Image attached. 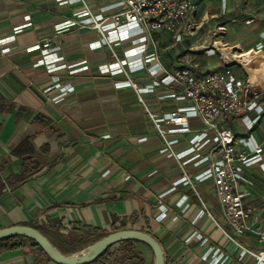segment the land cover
<instances>
[{"label": "crops", "instance_id": "0c3cea01", "mask_svg": "<svg viewBox=\"0 0 264 264\" xmlns=\"http://www.w3.org/2000/svg\"><path fill=\"white\" fill-rule=\"evenodd\" d=\"M60 1L0 0V39L15 37L14 50L7 56L0 54V100L12 107L11 112H0V229L14 225L36 227L51 239L56 233L66 235L88 228L109 234L123 223V229L151 235L164 251L166 264H204L203 256L216 249L226 257L223 264H256L250 255L240 257L239 247L214 221L235 242L254 252L261 249L256 236L252 231L232 233L211 182L196 181L195 191L183 185L176 162L160 152L162 143L153 134L134 91L115 85L125 76L97 73L99 65H113L114 60L96 31L73 27L59 35L54 33L57 25L82 8L76 0L63 4ZM83 1L95 12L105 8L104 16L122 10L114 6L117 0ZM255 1L200 0L199 9L185 23L198 27L191 35L184 33V50L170 49L171 34H157L163 65L168 69L186 66L182 64L183 54L203 50L199 49L201 43L208 42L205 37L201 43V38H191L205 24L220 28L222 21L214 18L231 12H240L249 21L247 27L241 28L251 34L247 41L250 47L237 50V56L252 65L257 53L252 47L259 43L258 34L264 31V9L252 8ZM247 4L248 9H244ZM26 16L29 25L24 26ZM46 38H51L57 51H26ZM98 41L102 45L99 48ZM215 43L217 49L228 52L221 42ZM131 45L130 38L121 40L116 47L120 59ZM209 61L216 64L201 68L203 72L194 70L204 73L222 70L226 65L218 54ZM73 65L87 69L70 74L68 68ZM257 73L262 77L264 71ZM129 76L139 85L150 83L144 69H132ZM65 77L66 87L72 92L58 103L51 101L56 95L54 79ZM168 104L163 105V110L170 109ZM191 126L198 128L199 123L192 121ZM227 128L237 140V152L249 151L248 140L264 164V120L251 130L240 121L229 123ZM24 140L34 154L14 155L13 150ZM186 148L183 137L175 151ZM205 168L189 166L187 171L194 180ZM243 171L251 181L250 185L240 184L250 194V230L264 229V168L255 164L245 166ZM125 245L117 244L112 249ZM129 245L143 264H153L148 246L131 241ZM0 264L55 263L44 253L26 248L1 254Z\"/></svg>", "mask_w": 264, "mask_h": 264}, {"label": "built area", "instance_id": "2783aa9c", "mask_svg": "<svg viewBox=\"0 0 264 264\" xmlns=\"http://www.w3.org/2000/svg\"><path fill=\"white\" fill-rule=\"evenodd\" d=\"M82 8L54 28L56 35L71 28L92 29L109 49L114 60L113 65L102 64L97 68L100 75L125 76V80L116 83L117 87H129L135 93L137 102L150 123L153 134L161 141L160 152L174 160L183 177V185L195 191V182H211L214 187L222 216L232 233L241 234L252 231L261 249L251 251L238 244L214 221L208 209L205 212L215 225L240 249V257L250 255L256 264H264V229L250 230L249 217L252 208L247 205L249 192L240 188V184H251L244 175V167L262 164V157L246 141L248 152H237V140L227 125L240 121L247 130L264 120V84L245 82L232 70L238 64L232 57L222 55L215 47L216 43L203 49L208 56L219 55L224 58L222 70H209L197 73L189 66L168 69L161 62V53L157 43V34L166 32L172 35L170 49L182 47L184 33L191 35L189 17L199 9L200 0H117L114 6L121 11L104 16L105 8L95 12L83 0ZM71 1L61 0L60 3ZM29 25V17H25ZM198 27V26H194ZM130 38L132 45L122 52L120 59L117 46L123 38ZM97 48L101 45L97 42ZM1 55H9L15 48V37L10 35L0 39ZM184 50V48L182 47ZM52 47L51 38L43 39L26 51H41L48 54L57 51ZM192 50L191 48L188 51ZM84 64V63H83ZM70 74L87 69L73 65L68 68ZM132 69H144L150 83L139 85L129 76ZM68 78L54 79L55 96L51 101L58 103L72 90L67 89ZM168 104L170 109L163 110ZM162 106V108H161ZM197 121L199 127L191 126ZM186 137L187 148L175 151V146ZM145 139V138H143ZM202 169L196 179H192L187 168ZM198 239L202 237L199 235ZM212 259L209 262V259ZM224 257L219 249L203 256L204 264H223Z\"/></svg>", "mask_w": 264, "mask_h": 264}, {"label": "rangeland", "instance_id": "374dc122", "mask_svg": "<svg viewBox=\"0 0 264 264\" xmlns=\"http://www.w3.org/2000/svg\"><path fill=\"white\" fill-rule=\"evenodd\" d=\"M260 2H264V0H256L252 5V8L256 6L258 9L259 8L264 9V4ZM247 7L248 4L247 6L245 5L244 9H248ZM240 14H241L240 12L238 13L231 12L223 15L218 14L216 18H214V20L215 21L221 20L222 21V25H220L221 27L213 28L205 24L198 31V33H196L194 37L191 38V41H193L194 39L201 38V41H199V43H201L204 40V37L207 38L208 42L201 43L202 44L201 46H210L217 41L221 42L220 44H222L225 47L226 51L229 52L228 55L232 57V60L238 63L232 65V70H234L237 76L241 77V79H243L245 82H248L249 81L248 73L245 72L246 71L245 68H243L242 65H240L239 60L234 58V56L239 55L237 50L239 49L242 50L246 48L248 49L250 47V43H247V41H248V37L251 36V34L245 33L241 28V27L244 28L247 27L249 25V21L244 20L243 15ZM194 28L195 27H191L193 32L195 31ZM258 39H259V43H257L256 46L252 47L254 48V52L257 53L254 55V57L251 60L252 66L254 67L256 66L255 68H253L252 66L251 67L256 72L264 71V31L258 34ZM209 41L211 42L209 43ZM241 45H243L242 48L240 47ZM215 56L216 55L207 56L205 50H196L194 52L184 53L182 56L183 57L182 64L189 66L195 69L196 71L200 70L203 72L205 70H201V68H206L216 64L215 61H209L212 59V57ZM238 132L240 134L242 133L241 130H238ZM112 248L111 250H114Z\"/></svg>", "mask_w": 264, "mask_h": 264}, {"label": "trees", "instance_id": "16d2710c", "mask_svg": "<svg viewBox=\"0 0 264 264\" xmlns=\"http://www.w3.org/2000/svg\"><path fill=\"white\" fill-rule=\"evenodd\" d=\"M11 110L12 107L9 104L0 100V112H11ZM13 154L21 157L32 156L34 154V150L29 142L24 140L13 150ZM31 228H34L42 233L36 227ZM123 228H125V225L123 223H120L113 229L118 230ZM42 234L44 235V233ZM106 235L107 234L99 232L96 229L88 228L85 230L72 231L66 235H60L56 233L51 239H49L46 235L44 236L60 253H62L63 255H72L82 251L83 249L102 239ZM122 243H126V245L118 249L111 250V248L115 245L108 247L106 251L91 264H143L142 258L139 257L133 250V248L129 245V241ZM26 248L36 249L41 254H43L41 248L35 242L28 238L12 236L0 240V255L15 250H24Z\"/></svg>", "mask_w": 264, "mask_h": 264}, {"label": "water", "instance_id": "95a60500", "mask_svg": "<svg viewBox=\"0 0 264 264\" xmlns=\"http://www.w3.org/2000/svg\"><path fill=\"white\" fill-rule=\"evenodd\" d=\"M48 222L51 225L49 220ZM12 236L32 240L55 264H91L108 247L126 241L138 242L148 246L154 256L153 264H166L165 253L159 243L148 233L134 229H123L111 232L82 251L72 255H63L60 253L42 233L29 226L14 225L0 229V240Z\"/></svg>", "mask_w": 264, "mask_h": 264}, {"label": "bare ground", "instance_id": "6f19581e", "mask_svg": "<svg viewBox=\"0 0 264 264\" xmlns=\"http://www.w3.org/2000/svg\"><path fill=\"white\" fill-rule=\"evenodd\" d=\"M220 44H217V46H219ZM205 46H200L199 49H205ZM220 48H218L219 51ZM221 50V49H220ZM221 51H223L222 53L224 55H228V52H225L224 49H222ZM235 59L239 60L240 65H242L243 68H245V72L248 73V77H249V82L250 83H264V74L257 73L253 70V66L247 61V60H242L239 56H234ZM253 68H252V67Z\"/></svg>", "mask_w": 264, "mask_h": 264}]
</instances>
